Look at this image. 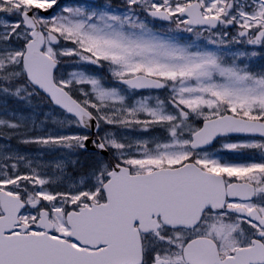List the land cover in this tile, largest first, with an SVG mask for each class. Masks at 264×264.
Listing matches in <instances>:
<instances>
[{
	"label": "snow or ice",
	"instance_id": "obj_1",
	"mask_svg": "<svg viewBox=\"0 0 264 264\" xmlns=\"http://www.w3.org/2000/svg\"><path fill=\"white\" fill-rule=\"evenodd\" d=\"M264 0H0V264H264Z\"/></svg>",
	"mask_w": 264,
	"mask_h": 264
},
{
	"label": "rangeland",
	"instance_id": "obj_2",
	"mask_svg": "<svg viewBox=\"0 0 264 264\" xmlns=\"http://www.w3.org/2000/svg\"><path fill=\"white\" fill-rule=\"evenodd\" d=\"M258 59H259V58H256V61H257ZM262 63H264V61H263ZM256 64H257V65H259L260 63H259V62H257Z\"/></svg>",
	"mask_w": 264,
	"mask_h": 264
}]
</instances>
